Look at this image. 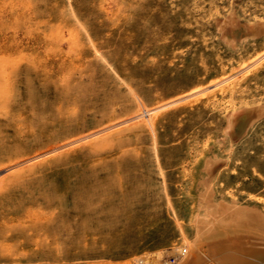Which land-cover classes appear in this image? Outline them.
I'll return each instance as SVG.
<instances>
[{"label": "rangeland", "instance_id": "1", "mask_svg": "<svg viewBox=\"0 0 264 264\" xmlns=\"http://www.w3.org/2000/svg\"><path fill=\"white\" fill-rule=\"evenodd\" d=\"M56 1L0 0V137L13 140L24 132L26 121L38 118L31 108L34 101L37 105L40 100L52 105L62 102L71 114L78 110L80 120H86L85 126L78 127V136L133 114L132 105L123 104L128 93L123 82L110 78L109 85L104 84L102 76L111 69L96 52L94 42L146 94L151 107H161L155 111L156 132L164 138L159 142L161 149L171 152L164 156L170 189L166 194L150 131L136 135L134 122L139 120L135 119L107 130L119 136L122 145L110 154L102 153L101 162L119 150L126 151L131 165L123 176V187L126 182L143 185V197L148 198L152 211L147 218L138 213L121 218V222H138L140 227L90 232L86 254L68 264H123L127 260L135 264L134 258L142 252L184 245L180 223H190L201 209L204 194H209L210 202L236 200L264 211V114L259 118L255 110L251 115L246 110L264 105V59L232 75L264 45V0H71L91 33L89 41L69 1ZM229 74L231 82L226 79L215 85ZM200 89L204 91L198 93ZM232 112L240 118L231 125ZM86 141L73 146L86 150ZM7 168H1L0 174L4 170L8 174ZM12 192L16 196L21 190ZM2 197L0 203L5 201ZM170 202L180 218L171 211ZM24 225L9 215L0 218V264H38L19 261L18 253L8 251Z\"/></svg>", "mask_w": 264, "mask_h": 264}, {"label": "bare ground", "instance_id": "2", "mask_svg": "<svg viewBox=\"0 0 264 264\" xmlns=\"http://www.w3.org/2000/svg\"><path fill=\"white\" fill-rule=\"evenodd\" d=\"M62 1L59 0L58 2L61 4ZM68 1L70 4H68V7L71 6L72 14H74L77 20L74 19L81 24L82 30L84 29L83 31L87 33L83 34L90 37L88 41L92 40L90 31L78 17L72 1ZM65 3L67 4L66 1ZM263 41L261 44L264 43ZM91 43L94 44L96 52L99 53L102 60L109 64L108 67L111 69V71L102 76L105 80L104 84H108L107 80L110 78L109 81H113L112 79H114L118 80V83L119 81L123 82L122 85H125L124 87L127 88L128 92L123 97V104L125 107L132 105L133 114L130 117L128 116L129 118L126 117L127 119L125 120L118 122L115 119L116 123L111 124L109 122V125H103L97 129L93 128L95 130H91L92 132L88 131L89 133L84 131V135L79 134L81 136H78V127L85 126L86 124V120H80L79 115L76 114L78 110H74L75 113L71 114L67 112L68 108H65L62 102L52 105L46 100H40L39 102L37 101V105L35 104L36 101H34L31 108L39 115L38 118L35 117V121H26L24 132H18L13 140L8 141L0 137V169L8 167L9 171L6 175H4L5 170L3 171V175H1L2 173L0 174V195L5 197L2 199L5 201L0 203V218L9 215L11 220L19 224H25L22 226L23 229L17 232L15 241L8 248V251L19 254V261L24 260L28 263L36 262L38 264L71 263L73 260L81 259L86 254V248L89 244L88 234L90 232L97 233L107 230L115 233L120 228H135L139 226L137 225L138 222L137 224L129 221L121 222V218H129L134 213L147 218L151 214L150 202L148 198L144 199L143 197L146 194V190L142 189V184L141 188L139 184L128 181L129 183L126 182V188L123 187L125 183L123 176H127L130 171L131 156L126 151L119 150L115 156L108 158L105 162H101L99 158L102 153L112 152L113 149L122 145L119 136L107 130L112 129V127L115 128L123 122L126 123V121L131 119L139 120L136 123L134 122L136 126L135 132L138 136H142L144 132L150 131L157 168L160 171L159 175L161 174L162 176L163 191L169 194L168 177L165 172L166 169H164V156H171V152L170 150L166 152L161 149L159 142H163L164 138L162 137L161 140L156 132L157 112L155 111L161 107H151L145 98L146 94L137 90L122 75V72L113 63L114 61H110L111 59L109 60L108 56L94 42ZM122 47L124 48V46ZM104 52L106 53V51ZM262 59H264V45L258 49L248 63L246 61V64L240 65L239 70L232 75L237 76L241 71ZM107 69L109 68L105 70ZM232 75L223 78L220 82H216L215 85H220L222 81L225 82L224 80L233 77ZM87 76H92V74L88 73ZM42 89L43 91L45 90L44 88ZM198 91V93H202L204 90L200 89ZM191 94H185L164 105L167 106L176 103L178 100H184V98L189 97ZM97 97H99L98 94ZM246 110H248L247 115H251V112L255 110V116L260 118L264 114V105L257 106L255 109L247 108ZM122 118L124 119V117ZM239 118L240 115L237 112H232L228 117V121L232 125ZM85 139L88 141L83 144H86L88 148L77 151L74 144H79L80 141H84ZM67 147L70 148L66 149ZM62 149L66 150L58 154L55 153V151L58 152V150ZM53 152L56 155L51 156L50 153ZM67 163H71V166H65ZM60 177L62 178V182L56 181ZM16 189H20L21 192L15 196L12 191ZM208 198L209 194L202 196L201 209L194 214L188 225L180 223L181 233L179 234L182 235V239L185 242L184 245H173L174 247L170 246L142 252L134 258L135 264H264V211L236 200L220 199L210 202ZM170 205L171 211L179 217V214L175 210L176 207H174L172 202H170ZM181 211L183 212V210ZM95 240L93 242H97ZM102 240L105 241V239ZM24 244L29 245V248H24ZM2 254L5 255L3 252ZM171 256L175 257L174 261L171 259ZM123 264L132 263L130 260H127Z\"/></svg>", "mask_w": 264, "mask_h": 264}, {"label": "built area", "instance_id": "3", "mask_svg": "<svg viewBox=\"0 0 264 264\" xmlns=\"http://www.w3.org/2000/svg\"><path fill=\"white\" fill-rule=\"evenodd\" d=\"M171 259L174 261L175 260V257L174 256H171Z\"/></svg>", "mask_w": 264, "mask_h": 264}]
</instances>
